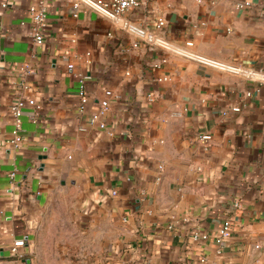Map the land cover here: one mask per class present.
I'll return each instance as SVG.
<instances>
[{"label": "crops", "instance_id": "0c3cea01", "mask_svg": "<svg viewBox=\"0 0 264 264\" xmlns=\"http://www.w3.org/2000/svg\"><path fill=\"white\" fill-rule=\"evenodd\" d=\"M139 1L125 15L135 25L264 72V18L236 9L245 0ZM37 2L0 0V264H264V83L152 48L95 13L75 18L73 0H50L37 46L28 37ZM79 73L89 77L84 114ZM107 90L116 99L101 130L89 117ZM18 97L41 103L43 117L35 124L24 110V143L13 149ZM225 220L222 256L191 240ZM18 239L26 246L13 257Z\"/></svg>", "mask_w": 264, "mask_h": 264}, {"label": "built area", "instance_id": "2783aa9c", "mask_svg": "<svg viewBox=\"0 0 264 264\" xmlns=\"http://www.w3.org/2000/svg\"><path fill=\"white\" fill-rule=\"evenodd\" d=\"M50 0H38L36 4H33L28 9V14L31 20V29L28 32V37L37 46L43 45L45 42V30L48 26V13H49ZM141 6L139 0H73L72 14L75 18L78 17L80 12L95 13L101 17H104L111 22L115 23L121 30L134 35L147 43L152 48L161 49L167 53H172L177 56H181L186 59L196 60L203 63L212 64L225 68L228 71L236 74H242L248 78H251L257 82L264 83V72L254 70H242L234 67H228L224 65L211 62L200 55L194 53L189 48L193 47L192 42L186 44V48L178 47L166 39L157 36L155 33L146 31L145 29L135 25L132 21L128 20L125 15L137 9ZM7 3H1L0 8L6 9ZM238 10H252L257 9L260 17L264 18V0H245L240 1L236 4ZM165 26V22L160 20L157 24V28ZM167 60L163 59L161 63L156 64L155 68H160L162 63H166ZM75 69L73 64L68 65V70L73 71ZM29 65H22L20 70V78L25 81L26 77L31 73ZM78 89L77 95L79 100V113L84 114L89 104L91 103L87 83L89 77L83 73L77 74ZM158 82L170 81L169 78L163 77L157 80ZM116 99V95L113 91L107 90L105 97L99 102L96 110L91 113L89 117L90 126L97 127L101 130L107 128L105 118L110 112L112 101ZM149 101H154L152 95L148 96ZM32 109L31 120L33 123L38 124L43 117V105L33 98H22L18 97L16 101L11 105L10 111L14 119V130L9 139L5 141V144L13 149H20L24 143L22 117L25 109ZM239 108H234L233 111L238 112ZM82 132L86 129H81ZM199 139L205 143V148L209 149V142L212 140V136L209 134L200 135ZM15 173L11 174V179H14ZM112 195H117L113 192ZM172 228V227H170ZM232 234V225L230 220H225L222 225L218 228L214 235L208 233L194 232L191 235V240L194 243L208 244L212 243L215 246V253L217 256H222L226 249L227 243ZM26 246V239H18L14 242L11 249L13 257L22 256L19 253L20 248ZM200 264H208L207 258L203 257L200 259ZM181 264H193L189 261H185Z\"/></svg>", "mask_w": 264, "mask_h": 264}]
</instances>
